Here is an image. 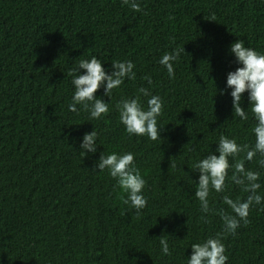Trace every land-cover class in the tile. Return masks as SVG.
Listing matches in <instances>:
<instances>
[{
  "label": "trees",
  "instance_id": "trees-1",
  "mask_svg": "<svg viewBox=\"0 0 264 264\" xmlns=\"http://www.w3.org/2000/svg\"><path fill=\"white\" fill-rule=\"evenodd\" d=\"M139 2L133 11L124 0H0V264H187L191 244L217 234L226 264H264V205L226 233L221 211L235 213L223 197L248 194L229 180L223 192L210 193L204 213L192 170L221 135L255 143L254 116L234 118L231 89L220 90L239 66L233 42L264 51V0ZM183 47L171 78L159 60ZM92 56L108 69L133 61L136 79L113 89L112 99L98 89L110 110L88 121L80 105L78 113L68 110L75 90L68 73ZM140 87L164 101L156 141L129 136L119 122L117 102ZM147 99L141 96L145 107ZM241 103L247 111V93ZM94 128L101 145L85 154L80 142ZM103 151L135 153L147 180L148 203L139 212L123 203L108 170L96 167ZM261 159L245 167L261 173L264 194ZM162 235L171 256L161 253Z\"/></svg>",
  "mask_w": 264,
  "mask_h": 264
},
{
  "label": "clouds",
  "instance_id": "clouds-1",
  "mask_svg": "<svg viewBox=\"0 0 264 264\" xmlns=\"http://www.w3.org/2000/svg\"><path fill=\"white\" fill-rule=\"evenodd\" d=\"M133 11H139L141 4L139 0H124ZM214 20V19H213ZM185 52V47L175 48L171 52L165 53L159 63L167 69L171 78H175L174 62H178L181 54ZM230 52L235 57V63L239 65L234 71L227 74L226 87L221 89V94H229L231 89L234 118L239 117L241 121L249 119V111L256 121L252 132L255 135L254 145L238 143L236 137L221 135L219 137L215 151L202 159H198L193 171L199 172V182L196 183L195 197L200 202L202 212L208 213L210 209V193H220L227 187V181H232L241 186L246 199H233L225 195L224 204L228 205L235 215L226 214L221 211L224 230L226 233H235L240 226V221L247 223L250 208L254 205H264V194L258 192L261 188L259 171H253L245 167V161H251L258 154L264 157V51H259L251 46H247L244 40H237L230 46ZM135 63L131 60L112 61L111 68L105 67V61L97 56L90 59H81L78 65L69 71L74 86L72 102L68 105V110L78 113L77 105L82 110L87 111L89 120H97L109 112V105L102 96L96 95L97 90L103 87L104 95L112 99L113 89H118L124 84L125 79L135 80ZM81 69L85 70L81 72ZM148 83L151 79L146 77ZM217 87V86H216ZM135 97L122 98L116 104L119 112V122L125 126L129 136H146L152 141L161 138L164 125L159 122L163 113L164 101L158 94H153L148 87H140ZM248 96V110L242 105L244 94ZM141 96L148 97L147 107L141 100ZM233 118V119H234ZM98 133L96 128L91 132H86L80 142L81 151L85 154L98 151ZM240 153H245L244 157L236 160ZM235 161V162H233ZM259 163L264 166V159ZM174 166V165H172ZM103 172L108 170L110 176L114 178L117 185L122 190L121 199L129 209L139 212L145 208L148 198L144 194L147 180L141 170L135 164V153L133 152H111L100 154L96 164ZM231 171V175L229 172ZM160 248L163 255L171 256L169 240L165 235L160 236ZM192 254L187 258V264H226V246L221 235L209 237L207 240L191 244Z\"/></svg>",
  "mask_w": 264,
  "mask_h": 264
}]
</instances>
